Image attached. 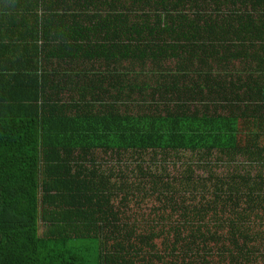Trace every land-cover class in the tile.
<instances>
[{"label": "trees", "instance_id": "obj_1", "mask_svg": "<svg viewBox=\"0 0 264 264\" xmlns=\"http://www.w3.org/2000/svg\"><path fill=\"white\" fill-rule=\"evenodd\" d=\"M17 1L0 0V264H264L261 157L189 205L175 192L157 193L162 202L134 214L126 211L130 194L149 195L138 183L112 181L118 174L101 171L94 155L189 150L205 166L214 150L229 160L264 150V118L253 115L255 126L250 114H198L191 77L208 59L226 57L203 35V16L189 20L181 0H130L124 14L110 4L93 26L102 30L93 43L97 67L95 58L84 69L81 99L63 100L44 57L45 20L59 25L62 17L43 0L30 8ZM18 47L26 54L14 59ZM263 86L242 102L264 109ZM231 100L217 105L233 113L239 104ZM253 164L260 172L250 175ZM148 176L155 184L163 178Z\"/></svg>", "mask_w": 264, "mask_h": 264}, {"label": "crops", "instance_id": "obj_2", "mask_svg": "<svg viewBox=\"0 0 264 264\" xmlns=\"http://www.w3.org/2000/svg\"><path fill=\"white\" fill-rule=\"evenodd\" d=\"M21 1L30 8L31 0ZM43 1L50 5L51 10L60 14L63 20V24L59 25L48 24L51 20L48 22L45 20L44 35L46 36L48 32V37L44 38V57L46 73L49 80H52L49 84L57 83L56 95L63 100L81 99L79 86H82L83 71L92 70L95 58L96 67L100 60L99 49L93 43L102 30L93 26L98 25V21L112 12L110 4H116L124 14L123 4L129 3L130 0ZM181 2L179 8L189 20L194 18V22L197 19L200 21V15L203 16L201 22L203 35L212 43L216 41L221 43L217 45L219 54L224 53L226 56L222 59L219 57L208 59L201 74L191 77L199 84L197 89L200 90V95L197 99L201 102L198 114L203 113L204 116L250 114L251 124L256 126L253 115L264 118V109L259 107L251 109L248 102L242 100L248 98L250 91L259 95L257 91L264 85V0H181ZM190 4L198 6L190 7L188 6ZM24 26L21 25L20 28ZM84 29H87L88 33L83 34ZM222 29L225 30L224 35ZM218 31L219 38H216ZM21 46L26 47L23 44ZM13 53L14 59L19 58L20 54H24L22 57L26 54L20 47ZM91 74L92 71L89 72V75ZM225 99L230 101L235 99L233 101L239 104L233 109V113L217 105L225 102ZM257 104L260 105L259 102ZM236 156H244L243 161L246 162L250 159L255 161L254 158L258 156L264 160V150L250 156L236 154L231 160L236 161Z\"/></svg>", "mask_w": 264, "mask_h": 264}, {"label": "rangeland", "instance_id": "obj_3", "mask_svg": "<svg viewBox=\"0 0 264 264\" xmlns=\"http://www.w3.org/2000/svg\"><path fill=\"white\" fill-rule=\"evenodd\" d=\"M167 2L168 4L173 3L172 0H167ZM188 6L196 7L198 5L190 4ZM135 11L138 10L135 9ZM193 11L194 10H192V12ZM195 105L197 104H191V108ZM94 155L97 157L98 161L103 162L101 171L108 172L109 168H111L113 173L118 174L111 176L112 181L114 180L116 183H118V181L124 179V182H126L127 185H129V183L134 185L135 183H138V185L135 187H138L137 189L143 191L144 195H149L147 197L142 195L130 197L133 193L130 194L128 198L130 201L128 204L129 207L126 209V211L128 213L134 214H140L143 211L147 213L151 205L154 207L157 206L161 201L156 199L157 193H159V196H161L162 193L163 195H166V193L171 195V193L175 192L174 196L176 200L185 199L184 202L189 205L190 202H195V197L200 195L201 192L204 194H210L214 187L220 184L221 180H224L227 183L232 179H240V175L246 174L245 169L247 168L246 164L248 163L243 161V159H245L244 156H236L237 160L232 161L230 159L232 161L231 162L229 159H226L227 157L217 153L215 150L212 155L208 156V161L211 164H206V159L204 162L205 166L194 163L193 161L196 160V156L198 154L196 152L191 153L189 150H182L178 154L168 153L165 155L157 151L155 157H152L151 153H130V151H125L123 155L116 156L114 152H103L100 149H97L94 152ZM160 155L163 156L161 161ZM188 166H190V168H188L186 171ZM248 169L250 175H255L256 173L260 172L254 166V164L252 165V168L249 167ZM152 173H155V175H161L163 178L156 184L152 183V178L150 179V176H148ZM121 174L123 177H120ZM186 174L190 175V177H193L189 183H187ZM252 177L255 178L254 180H256L255 176ZM161 182H167L166 184L169 185L165 184L163 186V184H160ZM226 183H223V188ZM132 191H135V188ZM198 191H200V193ZM119 193L121 194V192ZM120 194H118V196ZM117 200L118 198L116 201ZM143 200L146 202L143 203ZM176 212L174 214L175 219L179 217L175 216ZM168 213H171L169 207L164 210L165 215ZM172 219H167V221L165 220L163 223H169L175 220ZM156 226L157 228L161 227L160 223L156 224Z\"/></svg>", "mask_w": 264, "mask_h": 264}, {"label": "built area", "instance_id": "obj_4", "mask_svg": "<svg viewBox=\"0 0 264 264\" xmlns=\"http://www.w3.org/2000/svg\"><path fill=\"white\" fill-rule=\"evenodd\" d=\"M261 101L264 103V86L262 87L261 90Z\"/></svg>", "mask_w": 264, "mask_h": 264}]
</instances>
